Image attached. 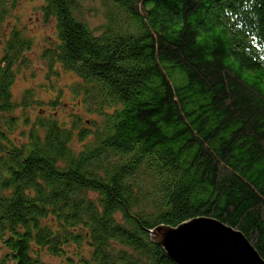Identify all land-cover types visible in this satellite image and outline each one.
I'll list each match as a JSON object with an SVG mask.
<instances>
[{"label": "trees", "instance_id": "1", "mask_svg": "<svg viewBox=\"0 0 264 264\" xmlns=\"http://www.w3.org/2000/svg\"><path fill=\"white\" fill-rule=\"evenodd\" d=\"M41 1L47 75L99 119L12 116L11 66L40 45L6 38L19 0H0V264H177L151 230L197 217L264 257V0Z\"/></svg>", "mask_w": 264, "mask_h": 264}, {"label": "rangeland", "instance_id": "2", "mask_svg": "<svg viewBox=\"0 0 264 264\" xmlns=\"http://www.w3.org/2000/svg\"><path fill=\"white\" fill-rule=\"evenodd\" d=\"M42 5L43 2L41 0H19L18 6L11 12V21L6 20L3 23L4 29H6L4 33L7 39L12 33V28H21L25 35L24 39H30L40 45L39 47H33L31 45L30 49L23 51L22 54L18 56L21 58L17 63L19 69L14 66L16 64H13V67L11 66V71L14 76L11 94L13 102L18 104L12 116L16 117L18 122L31 123L36 120L40 114L45 116L55 114L61 122L64 120L69 123L72 121L70 115L72 113H77L82 116L84 123L89 125V119L98 120L99 115L95 112L90 113L85 109L82 102L84 98L82 93L73 94L71 89L73 82L77 79L76 75L64 69L63 65L57 62L53 65L54 72L50 71L52 74L54 73V75H47V68L50 69L49 64L43 57V54L39 56L42 47L43 51L46 46H50V48L53 47L52 39L55 38V36L52 35L56 30L55 21L52 19L46 23H42ZM101 20L102 17L100 16H90V21L93 24ZM13 25L16 26L12 27ZM13 55L14 52L9 54L10 57H13ZM4 57H6V54L0 56V58ZM15 69L16 73L14 72ZM55 73H57V75ZM31 76L34 79H32ZM46 79H49L47 86L52 87L54 85L53 89H48L46 87ZM33 88V94L35 95L32 96V101L23 104L24 93ZM55 98H57L60 103L56 106L50 105L49 101ZM37 101L42 102L38 104ZM22 129L23 126H15V131H9V138L21 142V139H24L21 132H25V130ZM76 144L79 149L81 143H79L78 138Z\"/></svg>", "mask_w": 264, "mask_h": 264}, {"label": "water", "instance_id": "3", "mask_svg": "<svg viewBox=\"0 0 264 264\" xmlns=\"http://www.w3.org/2000/svg\"><path fill=\"white\" fill-rule=\"evenodd\" d=\"M177 264H264V257L241 230L214 218L197 217L178 226L159 225L151 230Z\"/></svg>", "mask_w": 264, "mask_h": 264}]
</instances>
